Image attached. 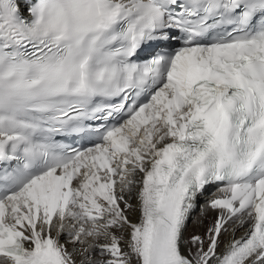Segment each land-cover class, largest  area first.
<instances>
[{
    "label": "snow or ice",
    "instance_id": "1",
    "mask_svg": "<svg viewBox=\"0 0 264 264\" xmlns=\"http://www.w3.org/2000/svg\"><path fill=\"white\" fill-rule=\"evenodd\" d=\"M0 264H264V0H0Z\"/></svg>",
    "mask_w": 264,
    "mask_h": 264
},
{
    "label": "bare ground",
    "instance_id": "2",
    "mask_svg": "<svg viewBox=\"0 0 264 264\" xmlns=\"http://www.w3.org/2000/svg\"><path fill=\"white\" fill-rule=\"evenodd\" d=\"M213 192H215V190L209 189V191L206 192L205 195L200 198V205H204L205 201L210 198V196ZM200 214H201V208H200V206H197L195 211L192 213L193 220L189 221L188 230H187L188 232L193 231V221L197 217H200ZM214 215L215 214L213 212H211L210 210H206V214L203 218L204 219V225L198 229L200 232H203L204 227H206L212 221ZM236 235L239 236L240 233L238 232Z\"/></svg>",
    "mask_w": 264,
    "mask_h": 264
}]
</instances>
